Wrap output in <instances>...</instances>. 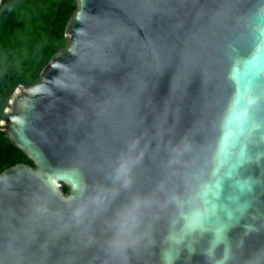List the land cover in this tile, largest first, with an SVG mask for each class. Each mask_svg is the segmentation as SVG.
<instances>
[{"label":"water","instance_id":"water-1","mask_svg":"<svg viewBox=\"0 0 264 264\" xmlns=\"http://www.w3.org/2000/svg\"><path fill=\"white\" fill-rule=\"evenodd\" d=\"M74 2L0 123V264H264V0Z\"/></svg>","mask_w":264,"mask_h":264},{"label":"trees","instance_id":"trees-1","mask_svg":"<svg viewBox=\"0 0 264 264\" xmlns=\"http://www.w3.org/2000/svg\"><path fill=\"white\" fill-rule=\"evenodd\" d=\"M74 0H2L0 4V123L15 89L32 85L65 46ZM30 160L4 136L0 126V173ZM65 192L68 189L63 186Z\"/></svg>","mask_w":264,"mask_h":264},{"label":"snow or ice","instance_id":"snow-or-ice-1","mask_svg":"<svg viewBox=\"0 0 264 264\" xmlns=\"http://www.w3.org/2000/svg\"><path fill=\"white\" fill-rule=\"evenodd\" d=\"M254 44H257L261 47L262 50H264V35H257V39L254 41ZM244 55H247V53H245ZM249 103H255V101H249ZM217 239H219V233H217Z\"/></svg>","mask_w":264,"mask_h":264}]
</instances>
